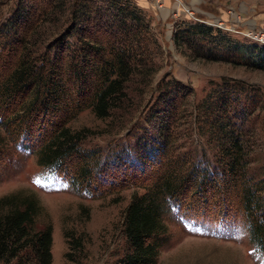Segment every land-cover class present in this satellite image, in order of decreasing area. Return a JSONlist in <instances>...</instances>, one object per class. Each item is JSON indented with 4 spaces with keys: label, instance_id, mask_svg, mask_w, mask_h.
<instances>
[{
    "label": "trees",
    "instance_id": "1",
    "mask_svg": "<svg viewBox=\"0 0 264 264\" xmlns=\"http://www.w3.org/2000/svg\"><path fill=\"white\" fill-rule=\"evenodd\" d=\"M182 25L173 37L178 48L186 42L192 45L195 38L206 40L216 30L200 22ZM154 42L145 16L130 0H17L0 22V127L6 134L0 133V168L9 159L5 139L35 155L38 165L57 170L73 188L92 195L103 190L97 174L114 175V181L118 173L111 171L112 164L115 169L124 167L118 182L130 179V185L146 190L134 193L124 210L129 250L117 264H158L166 233L163 214L172 203L182 204L189 194L204 196L210 189H219L221 197L211 207H243L264 252V196L246 176L235 121L240 100H233L232 92H222L207 105V116L213 115L216 122L204 118L210 130L229 133L221 148L225 177L175 149L184 94L157 106L161 109L154 117L164 126V144L155 159L141 166L148 172L144 181L137 179L140 170L125 163L120 152L113 151L108 156L113 158L103 161L102 153L81 146L88 134L73 122L87 109L99 119L122 109L131 77L154 73L144 65L145 47ZM232 50L234 59L264 69V45L255 53L239 45ZM253 100L245 98L246 113ZM224 116L228 122H223ZM44 213L33 191L18 189L0 196V264H52L53 226L43 219Z\"/></svg>",
    "mask_w": 264,
    "mask_h": 264
},
{
    "label": "rangeland",
    "instance_id": "2",
    "mask_svg": "<svg viewBox=\"0 0 264 264\" xmlns=\"http://www.w3.org/2000/svg\"><path fill=\"white\" fill-rule=\"evenodd\" d=\"M6 1L0 0V22L17 3ZM130 1L145 16L155 41L145 47L144 56V65L154 73L147 78L131 77L128 98L112 117L99 119L91 109L83 111L73 122V127L88 134L81 146L102 153L103 161L113 151L120 152L125 163L140 170L137 179L144 181L148 172L141 166L145 168L148 159H155L164 144L160 130L164 126L154 117L161 109L157 106L184 94L175 149L225 177L221 148L229 133L210 130L204 120L211 117L216 122L213 115L207 116V105L230 91L233 100H240L235 121L244 146L246 176L264 196V69L234 59L232 50L239 45L255 53L264 45V0ZM190 22L219 29L225 39L214 30L210 38H195L192 45L186 42L178 48L173 40L176 27ZM247 96L254 104L246 113ZM223 122H228L227 118ZM0 133L6 136L1 127ZM5 142L9 159L0 168V196L27 189L40 198L46 209L43 219L53 226L52 264H117L129 250L124 210L134 193L146 189L130 185V179L118 182L125 170L115 169L113 163L111 171L118 173V179L97 174L103 190L92 195L73 188L57 170L38 165L35 155L7 139ZM208 191L204 196L189 194L182 204L172 203L163 214L166 233L158 264H264L261 243L254 238L243 207H211L221 197L219 189Z\"/></svg>",
    "mask_w": 264,
    "mask_h": 264
},
{
    "label": "built area",
    "instance_id": "3",
    "mask_svg": "<svg viewBox=\"0 0 264 264\" xmlns=\"http://www.w3.org/2000/svg\"><path fill=\"white\" fill-rule=\"evenodd\" d=\"M261 40H262V42H264V36H262Z\"/></svg>",
    "mask_w": 264,
    "mask_h": 264
}]
</instances>
